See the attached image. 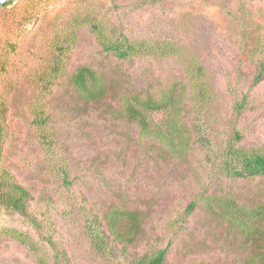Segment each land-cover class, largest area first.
Here are the masks:
<instances>
[{"label": "rangeland", "instance_id": "1", "mask_svg": "<svg viewBox=\"0 0 264 264\" xmlns=\"http://www.w3.org/2000/svg\"><path fill=\"white\" fill-rule=\"evenodd\" d=\"M27 11H38L23 19ZM91 18L132 39L169 40L183 56L119 58L104 50ZM78 22V40L67 58V75L47 96L51 138L30 111L36 71L53 53V31ZM14 42L9 47L8 42ZM0 101L5 106L1 164L33 195L32 207L67 249L72 264H129L127 257L168 247L166 264H240L248 255L241 237L203 206L185 214L202 190L230 194L246 204L264 203V175L232 178L220 174L219 155L242 134L240 146L264 148V0H20L0 7ZM206 68L214 95L187 103L184 121L192 136L186 158L162 156L138 125L116 117L125 94L158 92L171 80L188 81L187 62ZM80 65L103 73L115 89L99 103L81 99L69 81ZM247 98V108L237 104ZM162 112L154 115L161 121ZM68 169V180L61 170ZM138 211L142 229L127 253L102 254L85 232L88 208ZM23 232L47 248L35 227L0 204V264H37Z\"/></svg>", "mask_w": 264, "mask_h": 264}, {"label": "trees", "instance_id": "2", "mask_svg": "<svg viewBox=\"0 0 264 264\" xmlns=\"http://www.w3.org/2000/svg\"><path fill=\"white\" fill-rule=\"evenodd\" d=\"M38 11L29 12L23 19H33ZM92 26L99 43L104 50L119 58L154 56L166 58L183 56L180 44L160 39H132L123 32L107 26L104 19L91 18L85 22ZM79 23L71 21L62 26L51 38L53 53L51 58L36 71L34 100L30 111L34 123L42 130L45 138H51L49 122L52 119L47 108V96L52 87L67 75V58L73 45L78 40ZM14 47V42H8ZM9 63L8 53L0 59V66L6 69ZM188 81L171 80L158 92L147 94H125L120 97L119 108L110 106V111L119 118H125L138 125L142 138L152 140L162 156L186 158L191 148L192 136L184 121L188 101L208 102L214 95V89L205 66L196 58L187 62ZM264 76V61L260 60V69L255 76L254 84ZM69 81L81 99L86 102L99 103L104 100L115 85L105 75L89 65H80L69 75ZM248 106L247 98L237 104L239 112ZM162 112L161 121H155L154 115ZM5 106L0 101V204L9 211H17L24 216L37 230L40 240L47 243V248L29 235L15 231L14 236L25 243L36 257L37 264H72L67 249L55 238L54 233L46 228L37 211L32 207L31 190L23 185L11 169L1 164L2 141L4 135L3 119ZM242 134L236 133V140L229 142L219 155L220 174L232 178H249L264 175V148L240 146ZM68 180L69 169L65 162L60 164ZM203 206L213 217L234 235L242 238L248 255L240 264H264V203L246 204L239 202L230 194L218 195L200 191L187 205L186 215ZM102 217L88 208V219L85 227L91 246L104 255L117 256L115 250L121 245V252L127 253L129 246L135 243L141 229L140 212L115 208ZM168 247L127 257L129 264H166Z\"/></svg>", "mask_w": 264, "mask_h": 264}, {"label": "water", "instance_id": "3", "mask_svg": "<svg viewBox=\"0 0 264 264\" xmlns=\"http://www.w3.org/2000/svg\"><path fill=\"white\" fill-rule=\"evenodd\" d=\"M16 1H20V0H0V7L3 4L12 3V2H16Z\"/></svg>", "mask_w": 264, "mask_h": 264}]
</instances>
